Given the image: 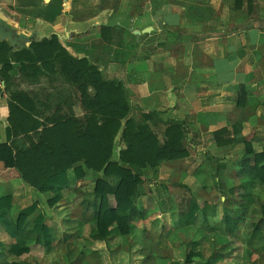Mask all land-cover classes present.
I'll return each instance as SVG.
<instances>
[{
  "label": "trees",
  "instance_id": "1",
  "mask_svg": "<svg viewBox=\"0 0 264 264\" xmlns=\"http://www.w3.org/2000/svg\"><path fill=\"white\" fill-rule=\"evenodd\" d=\"M21 4L24 9L20 8V2L17 8L20 14L50 24L64 14V0L47 3L21 0ZM105 32H109L108 37L104 36ZM101 35L105 43H111L109 27L103 26ZM0 68V82L5 83L10 111L7 139L12 141L15 166L25 184L38 193H53V201L57 202L70 187L71 171L80 182L93 171L97 174L92 193L94 207L87 209L93 225L92 241L106 243L113 231L122 237L129 236L134 223L146 217V210L139 211L136 207L141 187L151 181L149 179L158 178L165 163L192 157L188 141L190 132L185 124L165 123L156 112L133 105L123 80H110L88 58L72 56L57 35L33 41L29 48L17 51L9 42L0 41ZM37 76L54 89L46 100L34 99L17 89L19 77L32 82L39 80ZM53 95L58 101L57 111L68 109V114L45 116L41 107L47 112ZM75 107L81 109L83 117L76 115ZM224 132L215 136L218 143ZM245 146L244 162L233 177L227 165L217 161L214 166L218 180L215 188L225 197L224 201L218 199L223 207L222 219L209 224L203 209H211L216 219L219 212L215 201L207 200L201 207L191 198L180 212L173 209L172 221L180 227L166 231L175 237L176 232L182 230L187 233L205 231L214 241V237L230 239L232 250L225 253L214 242L205 258L202 251L187 248L181 264H217L218 256L224 259L222 264H234L228 259L237 255V251L241 254L243 246L247 247L249 257L253 251L261 252L264 263V142L260 151L254 150L250 142ZM2 149L0 146V160ZM10 150L4 152L6 158L11 157ZM147 171H152V178ZM181 185L191 191L188 185ZM13 203L11 196L0 199V225L15 241L7 251L21 258L31 254L30 245L43 249L53 247L54 238L46 223L47 217L39 211L42 209L40 199L33 200L16 220L8 215ZM35 214L34 221L30 222ZM199 221L202 222L200 228ZM184 243L187 247L193 245L194 238ZM140 248L128 256L142 260L141 264H149L153 255L146 246ZM1 252L3 250H0L1 264H23L7 262L2 259Z\"/></svg>",
  "mask_w": 264,
  "mask_h": 264
},
{
  "label": "crops",
  "instance_id": "2",
  "mask_svg": "<svg viewBox=\"0 0 264 264\" xmlns=\"http://www.w3.org/2000/svg\"><path fill=\"white\" fill-rule=\"evenodd\" d=\"M18 1L20 8H23L21 0H0V18L9 22L17 32L20 31L18 33H25L27 36L36 33L37 36L14 51L29 48L33 41L57 35L72 56L88 58L110 80H123L133 105L156 112L165 123H184L190 132L188 141L192 145L189 148L191 156L194 150L197 154V149L202 148L200 156H204L213 167L210 176L203 177L195 170H185L187 174L193 175L197 180L203 178L209 181L211 178L212 185L216 187L218 180L214 166L217 161L227 165L230 176L233 177L237 167L244 162L247 142L256 151L262 149L264 0H86L83 6L79 4L81 0H64V14L53 24L23 16L17 10ZM44 1L47 3L50 0ZM103 26L110 28V44L102 39ZM146 29H149L148 32H143ZM135 31L140 34L137 35ZM108 35L109 32L104 33L105 37ZM19 79L17 89L34 99L46 100L54 92L44 79L46 85H41L35 79L32 82L24 77ZM3 83L0 82L1 91L3 90L0 96V146L3 147V158L0 160V199L5 196L13 197L14 203L8 213L13 220L33 200L40 199L42 209L39 211L44 212L47 217L46 223L54 238V247L58 229L52 222L53 215L49 211L65 200L66 191L80 193L81 185L86 180L73 182L70 175V187L63 192V199L57 202L53 201L55 198L51 192L38 193L25 184L15 166L12 141L10 143L7 139L10 111L5 88L1 86ZM244 95L246 96L241 97ZM50 98L49 110L46 112V108L41 107L45 116L69 113L68 109L57 111L56 96ZM77 109L79 107L74 110ZM76 115L81 118L83 113ZM221 131L226 132L222 133L223 138L220 136L222 140L218 143L215 136L221 134ZM208 144L209 148L206 150ZM8 148L12 155L6 158L4 152ZM195 160L196 158L191 163ZM176 162L180 161L167 163ZM158 179L161 177L158 176ZM149 180L151 182H146L148 191H144L146 183L139 191L137 209H151L145 206L154 194L157 196L159 185L166 189L171 185L192 194L201 207L207 202L202 199L200 202L193 190L189 191L179 182L176 185L170 181L158 182L160 184L156 187V179ZM217 193L218 199L224 201L225 197L218 189ZM165 195H168L166 190ZM165 201H169L173 209L184 208L182 203L175 204L168 196ZM220 205L217 204L219 215L216 219L210 212L211 209H203L210 224L222 219L223 209L220 210L219 207H223L221 203ZM35 217L36 214L29 221L33 222ZM172 218L173 214L170 213L171 221ZM199 222L197 226L200 228L202 222ZM172 224L175 223L172 221ZM176 225L179 226L177 223ZM69 233L66 231V236ZM8 236L6 229L0 225L2 259L14 262L30 255L21 258L11 255L7 250L15 241ZM214 238L216 240L218 237ZM204 242L208 243L210 249L212 243L219 242L216 247L221 251L228 253L232 250L230 239L220 237L214 241L209 237ZM194 243V246H200V243ZM236 245L241 246V243ZM30 246L34 248V245ZM260 258L262 260V253L258 251H253V255L249 257L247 247L243 246V264H258L257 260Z\"/></svg>",
  "mask_w": 264,
  "mask_h": 264
},
{
  "label": "rangeland",
  "instance_id": "3",
  "mask_svg": "<svg viewBox=\"0 0 264 264\" xmlns=\"http://www.w3.org/2000/svg\"><path fill=\"white\" fill-rule=\"evenodd\" d=\"M12 1L13 0H11V2ZM85 1L86 0H81L79 1V4L83 6L85 5ZM18 4L19 1L16 6ZM191 11L193 12L194 10L192 9ZM191 14L193 15L194 12ZM37 77L41 85H46L42 77ZM75 112L76 114H82L80 108ZM190 147H192V145ZM208 148L209 144L206 147V150ZM197 151L198 152L196 154V150H194L190 160L165 164L162 167L161 173L159 175L161 179L155 178V185L157 187L158 184L164 181H170L171 184H177L178 182L187 183L191 190L194 191L193 193L198 196L197 198L200 200V202H202L201 199L210 201H215L214 199H216L215 203L221 206L220 202L218 201L217 189L212 185L213 180L211 178L209 181L203 178L197 180V178L193 177V175L187 174L185 172V170H195V172L200 171V174H203V177L207 176L209 173H212V164L208 163L204 156H200L203 152V149L198 148ZM195 158V162L191 163V161ZM147 172L148 175L152 176V171ZM70 175L72 181L77 182L73 171L70 172ZM96 175L97 174L95 172L89 171L86 177V182L82 183L81 185L82 190L80 193L66 191L65 200L52 211H49L50 215L52 212L53 216H51V220L58 229V239L55 242V246L52 249H43L41 247L34 246L32 253L29 256L20 259L21 263L141 264L142 260L136 261L134 258L132 259L128 255L135 251H139L142 245L146 246L153 255V258L149 264H181L183 263V256L187 248L202 251L205 258L208 257L210 248L208 247V243L204 241H208L206 236L209 237V235L205 231L194 234L191 231L187 233L182 230L176 232V237L166 234V231L169 229L175 231L177 227L176 224H172L170 219V213L173 214L174 211L172 204L169 201H165L166 197L168 196L170 199H172L175 204L182 203L184 207L188 205V202L191 198H194L192 194H188L186 191L179 190L171 185L168 187V189L163 188L162 185H159V192L157 194L158 197L154 194V197L150 202H148V205L145 206H149L151 209H139V211L146 210V217L142 220H137L134 223L133 231L129 236L122 237L117 234V231H113L112 236L107 240L106 243L93 242L90 236L93 225L87 216V209H93L94 207L92 204L94 195L92 193L94 189V179L97 178ZM101 177H103V175H101ZM165 190L168 195H165ZM168 190H170V193H168ZM144 191H148V183H146ZM51 194L54 195L53 193ZM215 196H217V198H215ZM202 197H204V199ZM219 209L221 210L222 208L219 207ZM175 211L176 213L180 212V209H175ZM66 231L68 233L70 232L68 236L65 234ZM192 237L194 238L195 242L200 243V246H194L196 243L188 247L185 245L184 242ZM216 240H218V238ZM218 244L219 242L216 243V245ZM236 253L237 255L229 258L228 261H231V263L234 264H243L242 253L240 254V251H237ZM223 261L224 259L221 256H218L216 259L217 264H222ZM257 263H263L261 258L257 260Z\"/></svg>",
  "mask_w": 264,
  "mask_h": 264
},
{
  "label": "water",
  "instance_id": "4",
  "mask_svg": "<svg viewBox=\"0 0 264 264\" xmlns=\"http://www.w3.org/2000/svg\"><path fill=\"white\" fill-rule=\"evenodd\" d=\"M149 29H146L143 32H148ZM137 35L140 32L135 31ZM37 36L36 33L27 36L25 33H18L17 30L7 21H4L0 18V41H7L12 45L13 49H20L22 46L30 41L33 37ZM2 88H5L4 83L1 85ZM3 94V90L1 91L0 96ZM121 148H118L120 151Z\"/></svg>",
  "mask_w": 264,
  "mask_h": 264
}]
</instances>
